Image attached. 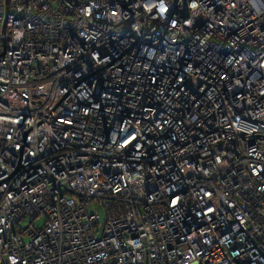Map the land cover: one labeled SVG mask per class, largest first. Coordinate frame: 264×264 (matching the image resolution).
Listing matches in <instances>:
<instances>
[{
    "label": "built area",
    "instance_id": "obj_1",
    "mask_svg": "<svg viewBox=\"0 0 264 264\" xmlns=\"http://www.w3.org/2000/svg\"><path fill=\"white\" fill-rule=\"evenodd\" d=\"M0 24V264H264V0Z\"/></svg>",
    "mask_w": 264,
    "mask_h": 264
},
{
    "label": "rangeland",
    "instance_id": "obj_2",
    "mask_svg": "<svg viewBox=\"0 0 264 264\" xmlns=\"http://www.w3.org/2000/svg\"><path fill=\"white\" fill-rule=\"evenodd\" d=\"M1 29H2V25L0 24V33H1ZM1 48H2V41H1V38H0V49ZM100 216H101V218H103V214L102 213L100 214ZM41 221H39V222H41Z\"/></svg>",
    "mask_w": 264,
    "mask_h": 264
},
{
    "label": "water",
    "instance_id": "obj_3",
    "mask_svg": "<svg viewBox=\"0 0 264 264\" xmlns=\"http://www.w3.org/2000/svg\"><path fill=\"white\" fill-rule=\"evenodd\" d=\"M3 30H4V27H3V29H1V32H3ZM1 41H2V43H3V36H1ZM3 46H4V44H3ZM1 54H3V52L1 53Z\"/></svg>",
    "mask_w": 264,
    "mask_h": 264
}]
</instances>
